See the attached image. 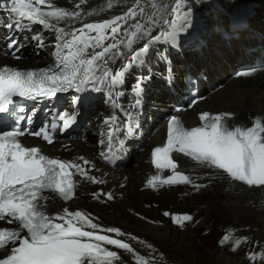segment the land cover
Returning a JSON list of instances; mask_svg holds the SVG:
<instances>
[{
    "label": "snow or ice",
    "instance_id": "1",
    "mask_svg": "<svg viewBox=\"0 0 264 264\" xmlns=\"http://www.w3.org/2000/svg\"><path fill=\"white\" fill-rule=\"evenodd\" d=\"M85 3L86 0H79L75 7L79 9ZM134 3L135 6L122 16L99 23H86L81 28L66 32L65 28L57 27L50 21L59 23L78 19L81 16L79 11L55 6L52 0H0V9L13 14L15 20V24L5 25L7 29H19L23 26L21 21L27 20L55 33L56 68L60 70L37 72L0 67V113H23V107L10 108L17 97L28 100L56 99L58 93L69 89L83 91L88 84L107 82L110 88L123 84L131 65L144 63L142 57L149 52V46L145 44L131 55L129 63L121 70L113 72L108 67L110 60L114 61L117 56L123 55L120 51L121 44L131 49L138 34L146 30L143 23L137 22L134 25L135 31L125 33L130 36L126 44L117 40L123 27L121 22L126 23L129 19L135 20L138 15H146L141 0H134ZM147 3L152 9L164 7L160 0H147ZM111 7L109 0L108 8ZM185 7L186 0H175L171 7L174 18L170 22V30L162 34L166 42L175 44L177 35L184 31L181 22L188 21L190 16L189 12L182 11ZM67 36L71 39H66ZM32 38L38 42V46H44L42 36L34 35ZM155 39L160 40L161 37ZM8 40L9 48L18 47L14 38L8 37ZM108 40L112 42L106 44L105 41ZM12 54L19 59L15 52ZM251 74L239 73L243 76ZM148 79L150 76L138 79L134 88L137 96L144 91L142 85ZM109 99L112 100V97ZM80 100L81 97H74L73 102ZM136 103L139 105L140 101L137 100ZM112 106L120 107L115 100H112ZM128 115L130 123V114ZM232 117V113L213 115L204 112L199 116L201 125L191 129H186L177 117H171L167 142L153 150L151 160L159 172L168 170L171 175H154L147 181L148 186L153 189L178 184H192L197 189L203 187L194 184L190 176L177 170L179 164L172 158V153L178 152L200 166L223 171L234 181L250 187H264V117L254 118L250 126L230 125L228 121ZM76 118V114L60 113L51 122L50 128L55 130L60 126L57 121H62L63 129H67L76 122ZM24 119L21 116L16 121L17 126L11 130H0V222L7 225L0 226V253H3L0 255V264H123L121 252L107 246L130 254L135 264H152L151 253L148 257L140 255L132 244L120 239L128 234L115 227L102 228L89 213L64 208L62 213L48 214L49 197L45 193H55L65 202L72 200L78 186L73 179L74 174L93 184L104 181L90 174L95 165L84 157L79 158L82 163L62 161L43 154L40 147L25 146L19 139L24 135L42 138L48 144H52L54 139L48 126L37 131L22 129L18 125ZM30 119L29 117V122ZM118 119L117 115H112L104 121L109 127L107 136L110 150L113 132L118 128ZM128 131L131 133V126ZM70 170H75V173ZM100 195L104 194H93L96 199ZM106 195L108 200L113 199L111 193ZM163 215L171 217L172 222L181 228L185 227L186 222H193V217L188 214L165 211ZM13 225L14 227H9ZM109 234H114L115 238ZM128 239L135 241L137 237L128 236ZM232 240V232L229 231L222 237L221 243L227 244ZM246 242L247 237L236 239L232 250L236 251ZM146 246L151 248V245ZM248 259L255 261L257 256L253 253ZM260 259L264 261V253L260 254Z\"/></svg>",
    "mask_w": 264,
    "mask_h": 264
},
{
    "label": "bare ground",
    "instance_id": "2",
    "mask_svg": "<svg viewBox=\"0 0 264 264\" xmlns=\"http://www.w3.org/2000/svg\"><path fill=\"white\" fill-rule=\"evenodd\" d=\"M215 1L186 0V7L182 11L189 12L190 16L188 21L181 22L184 31L192 27L196 19H202L205 8ZM78 2L79 0H52L55 6L69 11H79L81 16L78 19L59 23L55 20L50 22L70 32L86 23H99L122 16L135 6L134 0H111V8H108L109 0H86V3L77 9L75 5ZM160 2L164 7L157 10L152 9L147 0H141L146 15H138L135 20L129 19L126 23L121 22L123 27L117 35V40L124 41L125 44L130 38L125 33L135 31V23H143L146 30L138 34L131 49L125 47L124 44L120 45L123 55L117 56L114 61L110 60L108 64L113 72L121 70L126 63H129L131 55L138 51L145 42L165 33L174 18L170 9L174 6L175 0H160ZM217 2L226 6L231 0H217ZM262 6L264 3L261 4ZM89 12L95 14L89 15ZM258 13V16L264 18V14H260V11ZM212 14L210 16H213ZM254 14L256 15V11ZM208 17L205 16V20ZM0 21L4 22L2 26L4 38L12 37L18 41V48L21 49L20 54L23 56L22 60L14 62L11 56L6 55L5 57L0 51V67L22 68L21 65H23L27 68H41L54 58L57 41L53 31L27 20L21 21L23 25L21 28L9 30L5 25L15 24V20L13 14L2 9H0ZM205 22L210 23L211 21L208 22L207 19ZM208 26L210 24L205 27L200 26V29L205 30ZM34 35L43 37V47L38 46V42L32 38ZM66 39H71V37L67 36ZM111 42L110 40L109 43ZM228 43L232 45L233 39L227 42L221 50L227 51ZM196 44L190 45L196 47ZM235 44H237L236 41ZM209 47L211 45L203 46L198 51L202 55L193 68L204 73L208 82H213L217 71L212 68L200 69L201 65H207L211 61L204 54L206 48ZM181 56H185V52L176 50L175 57ZM148 59L150 57L146 56L145 63H148ZM164 66L166 67V64ZM134 69L142 70L143 66L141 64L139 68L136 66L132 68ZM130 73L131 71L127 76ZM225 83L224 89L212 93L192 111L179 115L186 129L200 126L199 114L203 112L232 113L230 125H237L244 121V125L250 126L254 118L264 117V76L236 81L228 78ZM204 85L205 82L201 81V86L204 87ZM105 95L102 94L101 98L95 101L87 111L90 119H94L95 122L85 137L60 142L50 147L34 141L54 158L82 163L79 158L84 157L95 165L90 174L104 181V183L93 184L76 175L78 186L75 198L66 203L53 194L47 195L49 197L48 214L62 213L64 208L89 213L95 218L94 222L102 228H119L128 236L137 237L135 241L128 239V236L120 239L132 244L140 255L148 257L151 253L152 264H264V261L260 259V254L264 253V187H250L236 182L227 174L200 166L178 152L173 154L174 160L179 164L177 170L190 176L194 184L203 187L197 189L192 184L163 186L157 189L149 187L147 181L152 176L171 175L168 170L159 172L151 162L153 150L167 142L168 121L165 120H161L156 132L150 133V131L142 130L144 145L141 153L132 154L125 163L118 166L112 167L103 163L99 159L100 150L97 143L106 135L105 119L116 113L111 103L105 102ZM165 95H167L165 91H162L160 96H157L158 106H163L164 110L168 105L163 103ZM94 193L104 195L96 199L93 196ZM107 193L113 195L112 200L107 199ZM165 211L172 214L191 215L193 222H186L185 227L181 228L172 222L171 217L163 215ZM229 231L232 232L233 240L222 244V237ZM109 235L114 237V234ZM244 237H247V242L242 243L239 249L233 251L234 241ZM146 245H151V248ZM115 250L121 252L123 264H135L130 254ZM253 253L257 256L255 261L248 259V256Z\"/></svg>",
    "mask_w": 264,
    "mask_h": 264
},
{
    "label": "rangeland",
    "instance_id": "3",
    "mask_svg": "<svg viewBox=\"0 0 264 264\" xmlns=\"http://www.w3.org/2000/svg\"><path fill=\"white\" fill-rule=\"evenodd\" d=\"M218 8H216V10H217ZM216 10H215V12H216ZM256 11L258 10V11H260L261 13L260 14H264V6H260V7H258V9L256 8L255 9ZM258 11H257V13H256V16L254 17V19H256L257 18V16L259 15V13H258ZM217 13V12H216ZM216 13H214V14H212L211 12H208L207 14H206V16H209L208 18H206V20L208 19V22H210V21H212L215 17H216ZM210 14H212L213 16H210ZM218 16H219V14H218ZM264 16V15H263ZM205 36L206 35H204V38H205ZM220 46H224L223 45V43H220ZM141 48H139V50H140ZM155 53H157V49H155L154 50V52L152 53V55L153 54H155ZM189 55L190 54H186L182 59L181 58H177V60H174L173 61V66H174V70H175V73L177 72V70H178V68L180 67V66H182V65H184L185 64V62L189 59H192V57H189ZM209 55V56H208ZM205 56L207 57V58H210L211 59V61L207 64V65H201L200 66V68L202 69L203 68V70H205L206 68H214V70H216L217 71V74H216V77H215V80H214V82H210V83H208L207 82V84H212L213 86L215 85V81L216 82H220V84H223L224 82H225V80L230 76V74L228 73V70H229V66H228V64L230 65L231 64V66H233L236 62H238L237 61V54L235 53V54H231V55H229L228 56V54H222L221 56H218V55H214V54H212V52L211 51H206V54H205ZM227 56H228V58H227ZM148 57H151V55H149L148 54ZM169 57H171V58H173V57H175V55H169ZM222 58L225 60V62H224V64H221L220 62H222ZM155 59H156V55H155V57H153V58H150V63L151 62H153V61H155ZM197 62V60L195 59L194 60V62H192L191 64L193 65V64H195ZM149 63V64H150ZM163 63V62H162ZM162 63H159V65L161 66V67H163V64ZM149 64H146L143 68H144V70H142L143 71V73H146V74H148V72L147 71H145V68H147V66H151V65H149ZM175 64H177V66L175 65ZM187 65V64H186ZM21 67L22 68H27L26 66H23V65H21ZM21 68V69H22ZM198 68V65H197V67H196V69ZM131 71V70H130ZM194 71V70H193ZM193 71H191L192 73H194ZM135 72V70H132V72H131V74H130V78H128V81H131V79H132V75H133V73ZM200 72V71H199ZM206 81V80H205ZM174 86L177 88L178 87V85H177V83L175 82V84H174ZM161 91H164L163 89L161 90ZM206 92V91H205ZM102 96V95H101ZM169 97V98H168ZM167 97V95H165V96H163V98H164V100L166 101V104H168L167 105V107H166V110H164L163 108V106H158V102L156 101V99L155 100H149V102L150 103H152L150 106H148V110L150 109V108H158V113H170V111H171V104H170V102L172 101V96H171V94H169V96ZM94 119H93V124H94ZM156 122H160L159 121V118L157 117V118H153L152 119V123L153 124H155ZM93 124H92V126H93ZM243 124H244V122H243ZM88 127V126H87ZM144 128V130H146V131H148L146 128H145V126L143 127ZM89 130H91L92 129V127H89L88 128ZM71 161V160H70Z\"/></svg>",
    "mask_w": 264,
    "mask_h": 264
},
{
    "label": "water",
    "instance_id": "4",
    "mask_svg": "<svg viewBox=\"0 0 264 264\" xmlns=\"http://www.w3.org/2000/svg\"><path fill=\"white\" fill-rule=\"evenodd\" d=\"M251 2H258L259 4H262V3H264V0H231V2H229L226 6H223V7L225 8L224 10L226 11V10H228L230 7H235V6H238V5H241V4H248V3H251ZM195 11H196V10H195ZM208 11H209V10H206V8H205V11H204L202 17H204V16L208 13ZM169 26H170V25H169ZM169 26H168V28L166 29V31H167L168 29L170 30ZM213 26H214V22L210 23V26H208L207 29L210 30ZM166 31H165V32H166ZM159 36L162 37L163 35L161 34V35H159Z\"/></svg>",
    "mask_w": 264,
    "mask_h": 264
}]
</instances>
